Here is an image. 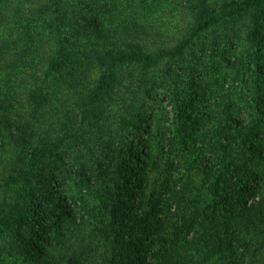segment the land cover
Here are the masks:
<instances>
[{
    "label": "trees",
    "instance_id": "obj_1",
    "mask_svg": "<svg viewBox=\"0 0 264 264\" xmlns=\"http://www.w3.org/2000/svg\"><path fill=\"white\" fill-rule=\"evenodd\" d=\"M116 1L0 0L13 264H264V0Z\"/></svg>",
    "mask_w": 264,
    "mask_h": 264
},
{
    "label": "rangeland",
    "instance_id": "obj_2",
    "mask_svg": "<svg viewBox=\"0 0 264 264\" xmlns=\"http://www.w3.org/2000/svg\"><path fill=\"white\" fill-rule=\"evenodd\" d=\"M220 3H224L223 5L226 7L225 10V14H223V16L221 15H213L214 16V22L210 28V30L208 31V36H206L207 38L206 43H212L213 41H215V36H217V43L219 45V47H222V43L224 42L225 46L229 43V45H232L234 43H238L237 45H239L236 48V52H238L239 50H241L244 46H247V44L249 43V41L247 40V38L245 37L244 34H246V30H247V26H250V22L248 20V14L247 11L251 8V4H252V0H217ZM117 2V1H116ZM211 3L215 2V0H211ZM251 2V4H250ZM119 5H122V0H119L117 2ZM170 5V0H159L158 3L153 7V9L155 10L153 15L154 17L157 15L158 10H156L159 7V10L164 8V7H169ZM174 13L172 12H168V15L164 16L165 18H167L166 20L172 23V25L174 24V21L176 22L177 19H175L173 17ZM259 23L262 26V30L264 31V13L262 14V16L259 17ZM162 20L159 21L160 24H162L161 22ZM246 26V30L244 28V26ZM168 27V24L166 25ZM232 30H235L239 33V38H234L232 37ZM245 31V32H244ZM222 33H227V37H231V39L233 42L229 41L226 37V40L222 39ZM234 39V40H233ZM155 44H160L161 42L159 40H154ZM232 43V44H231ZM194 46V45H192ZM207 52V51H206ZM212 54V53H211ZM213 55H214V51H213ZM217 61V59H215ZM204 61L207 62L208 64L209 59L207 60V58H204ZM152 97V95L150 96ZM144 101V103H146V106H149L151 104L154 103V105H157V103L159 104V101H157L156 103L149 100L148 98L146 99H141ZM145 109H147L144 106ZM162 113L157 112V118H161ZM1 127V126H0ZM3 144H1L0 142V200L1 199H8L6 201H12V199H10L11 195L13 193H15L16 191V187L13 184H8V182L5 180L6 177V169L7 166L9 164V162L13 159L14 154L16 152V148L11 145L9 142L2 141ZM57 163V162H56ZM66 191H69L68 189ZM1 202V201H0ZM55 203L52 205V207H54ZM15 226L21 225L22 229L25 231V233H27V235H33V231H35V223L30 224V221H24L23 223H14ZM8 232L7 230L4 228L3 225H0V255H6L8 260H10V262L13 264L14 260L12 258V256H10L11 253H9L8 250H6L7 248V241H8Z\"/></svg>",
    "mask_w": 264,
    "mask_h": 264
}]
</instances>
